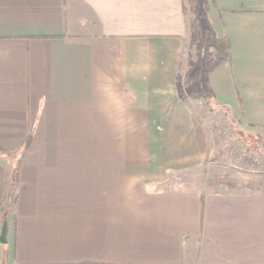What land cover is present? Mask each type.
Instances as JSON below:
<instances>
[{
	"label": "crops",
	"instance_id": "1",
	"mask_svg": "<svg viewBox=\"0 0 264 264\" xmlns=\"http://www.w3.org/2000/svg\"><path fill=\"white\" fill-rule=\"evenodd\" d=\"M203 14L231 44L207 72L215 101L264 127V0H0V264H264V176L82 197L87 178L135 184V105L178 93Z\"/></svg>",
	"mask_w": 264,
	"mask_h": 264
},
{
	"label": "rangeland",
	"instance_id": "2",
	"mask_svg": "<svg viewBox=\"0 0 264 264\" xmlns=\"http://www.w3.org/2000/svg\"><path fill=\"white\" fill-rule=\"evenodd\" d=\"M202 29L198 28L199 35L204 33ZM202 38L191 47L193 58L185 60L189 68L182 74L178 93L167 95L165 103L157 101L151 111L135 105V184L119 186L116 192L115 187L97 186L90 183L93 177L87 178L82 180L86 183L82 184V197H146L149 192L182 189L216 192L252 187L264 176V127L243 121L230 106L215 101L206 77L217 60L213 49L209 62L198 56ZM148 112L157 113L163 121L154 123ZM184 136L193 150L191 165L183 162L186 154L176 153ZM155 140L159 142L155 144Z\"/></svg>",
	"mask_w": 264,
	"mask_h": 264
},
{
	"label": "trees",
	"instance_id": "3",
	"mask_svg": "<svg viewBox=\"0 0 264 264\" xmlns=\"http://www.w3.org/2000/svg\"><path fill=\"white\" fill-rule=\"evenodd\" d=\"M202 19L203 20L206 19L204 14L202 15ZM203 29H204L203 38L197 45L198 56L199 57L202 56V59L204 61L207 60V62H209V60H208L209 59V52L211 49H213L215 51V56L213 58L216 59L217 62H222L224 60L222 53L228 54L230 52V49H231V44H230L229 38L227 36L222 37V38L219 37L209 26H207V24L205 22L203 23ZM212 69H213V67H211L208 70V72H210ZM206 79H207V77H206ZM30 142H31V135H29L25 141V145H24L23 151L20 155L18 165L12 174V189H13L14 195H16V191H17L18 186H19L20 165H21V162L25 156V153H26L25 151L28 150V148L30 146ZM2 150H3V152L7 153L4 149H2Z\"/></svg>",
	"mask_w": 264,
	"mask_h": 264
},
{
	"label": "water",
	"instance_id": "4",
	"mask_svg": "<svg viewBox=\"0 0 264 264\" xmlns=\"http://www.w3.org/2000/svg\"><path fill=\"white\" fill-rule=\"evenodd\" d=\"M7 233H8V225L5 223L3 228H2V232H1V236H0V241L3 244L7 243Z\"/></svg>",
	"mask_w": 264,
	"mask_h": 264
}]
</instances>
